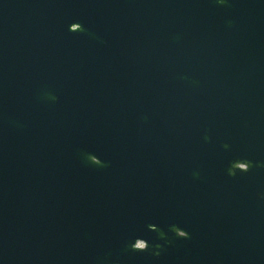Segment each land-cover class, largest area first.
<instances>
[{
	"label": "water",
	"instance_id": "obj_1",
	"mask_svg": "<svg viewBox=\"0 0 264 264\" xmlns=\"http://www.w3.org/2000/svg\"><path fill=\"white\" fill-rule=\"evenodd\" d=\"M0 264H264V0H0Z\"/></svg>",
	"mask_w": 264,
	"mask_h": 264
},
{
	"label": "clouds",
	"instance_id": "obj_2",
	"mask_svg": "<svg viewBox=\"0 0 264 264\" xmlns=\"http://www.w3.org/2000/svg\"><path fill=\"white\" fill-rule=\"evenodd\" d=\"M221 2H222V0H221Z\"/></svg>",
	"mask_w": 264,
	"mask_h": 264
}]
</instances>
